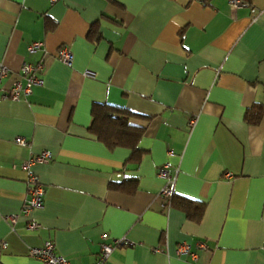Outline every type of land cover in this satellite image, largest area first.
<instances>
[{
    "label": "crops",
    "instance_id": "crops-1",
    "mask_svg": "<svg viewBox=\"0 0 264 264\" xmlns=\"http://www.w3.org/2000/svg\"><path fill=\"white\" fill-rule=\"evenodd\" d=\"M34 41L44 50L29 53ZM39 61L42 84L1 98ZM1 67L0 264H42L27 250L45 241L92 264L102 234L130 242L108 264H264V113L246 119L264 104V0H0ZM94 103L146 117L139 160L90 132ZM43 150L52 158L31 168L43 203L25 217L22 163ZM165 163L178 168L173 193L204 204L199 219L160 194Z\"/></svg>",
    "mask_w": 264,
    "mask_h": 264
},
{
    "label": "built area",
    "instance_id": "built-area-1",
    "mask_svg": "<svg viewBox=\"0 0 264 264\" xmlns=\"http://www.w3.org/2000/svg\"><path fill=\"white\" fill-rule=\"evenodd\" d=\"M59 0H49L50 3H55ZM202 2V0H195ZM231 8H236L243 4V0H227ZM43 49V44L39 41L32 42L27 50L29 53H34L37 50ZM56 57L59 58L65 64H70L72 61V52L67 45H62L57 49ZM44 70V65L41 62L37 64L23 63L20 68V72L25 79V82L17 80L2 93L1 98H8L11 100L19 99L21 93L24 95L29 94L32 86L40 85L43 82L42 72ZM7 73L4 67L0 68V78ZM191 124L195 123V118L190 120ZM15 141L20 144H27L24 138H16ZM52 153L48 150H43L35 155L27 158L23 163L22 167L26 170V184L28 196L25 199L22 207L21 213L23 216L28 217L30 213L39 207L43 203L44 197V187L40 183L39 178L35 172L31 170L32 166L37 163H44L52 158ZM170 164L165 163L159 169L158 175L166 180V184L161 188L160 194L167 199L169 202L173 194V184L175 181V176L177 174L178 168H174L173 176L170 175ZM226 177H230V173H225ZM17 214H13L9 217L11 223H14L17 219ZM37 223L34 220H27L26 227L30 230L37 228ZM102 241L100 242V249L96 260L92 264H108L107 260L112 253V251L120 246L129 244L130 242L125 237L115 238L111 241L106 240V235H101ZM201 248L204 247L203 244L199 245ZM161 249L155 248V251H160ZM28 254L35 257L41 261L42 264H69V262L61 255L56 252L55 245L51 241H45L40 246H29ZM177 253L180 256L189 255L190 250L187 245H179L177 248Z\"/></svg>",
    "mask_w": 264,
    "mask_h": 264
},
{
    "label": "trees",
    "instance_id": "trees-1",
    "mask_svg": "<svg viewBox=\"0 0 264 264\" xmlns=\"http://www.w3.org/2000/svg\"><path fill=\"white\" fill-rule=\"evenodd\" d=\"M108 1L113 2V0ZM96 27L97 24H93V27H91V39L95 40L100 36ZM43 50L44 48L40 51ZM262 113H264V104H253L246 112V119L251 123H257ZM140 118H145L146 120V117L140 116L125 107L109 103H94L91 108L89 130L109 148L117 146L129 148L131 150L130 160L137 161L143 152L138 147V142L145 128L144 125L137 123L136 119ZM119 189L131 193L134 190V186L130 189H125V187L121 186ZM175 203L181 206L188 216L193 219H199L204 210L203 203L189 200L184 196H177L173 193L169 204L172 206Z\"/></svg>",
    "mask_w": 264,
    "mask_h": 264
}]
</instances>
